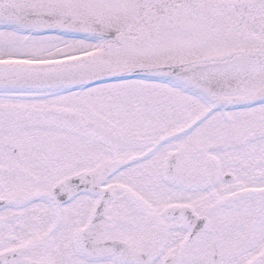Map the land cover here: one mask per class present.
<instances>
[{
	"label": "snow or ice",
	"instance_id": "snow-or-ice-1",
	"mask_svg": "<svg viewBox=\"0 0 264 264\" xmlns=\"http://www.w3.org/2000/svg\"><path fill=\"white\" fill-rule=\"evenodd\" d=\"M0 264H264V0H0Z\"/></svg>",
	"mask_w": 264,
	"mask_h": 264
}]
</instances>
